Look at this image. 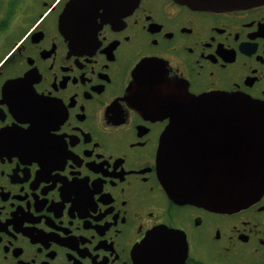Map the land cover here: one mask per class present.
Segmentation results:
<instances>
[{
	"label": "flooded vegetation",
	"instance_id": "obj_1",
	"mask_svg": "<svg viewBox=\"0 0 264 264\" xmlns=\"http://www.w3.org/2000/svg\"><path fill=\"white\" fill-rule=\"evenodd\" d=\"M206 94L264 105V4L0 0V264H264V194L222 212L160 184L171 105Z\"/></svg>",
	"mask_w": 264,
	"mask_h": 264
},
{
	"label": "water",
	"instance_id": "obj_2",
	"mask_svg": "<svg viewBox=\"0 0 264 264\" xmlns=\"http://www.w3.org/2000/svg\"><path fill=\"white\" fill-rule=\"evenodd\" d=\"M173 1L208 12L264 4V0ZM137 84L143 98L148 97L145 91L162 88L143 84L141 79ZM148 100L139 103L142 112L150 113L148 107L153 105ZM171 108L156 158L158 178L168 198L222 212L257 201L264 194V105L241 96L206 94L183 97Z\"/></svg>",
	"mask_w": 264,
	"mask_h": 264
},
{
	"label": "snow or ice",
	"instance_id": "obj_3",
	"mask_svg": "<svg viewBox=\"0 0 264 264\" xmlns=\"http://www.w3.org/2000/svg\"><path fill=\"white\" fill-rule=\"evenodd\" d=\"M137 71H139V72H143V73H145V74H149V73H151L152 69H150V68H148V67H146V66H144V65H141V66L137 69Z\"/></svg>",
	"mask_w": 264,
	"mask_h": 264
}]
</instances>
